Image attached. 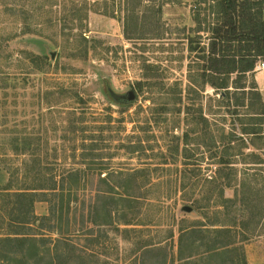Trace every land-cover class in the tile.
<instances>
[{"label": "rangeland", "instance_id": "374dc122", "mask_svg": "<svg viewBox=\"0 0 264 264\" xmlns=\"http://www.w3.org/2000/svg\"><path fill=\"white\" fill-rule=\"evenodd\" d=\"M89 1L92 10L84 27L67 23L69 29L62 33L60 19L68 0H0V186L8 181L14 187L26 183L22 167L30 161L28 168H33L36 154L56 172L95 164L83 181L86 187L76 189L71 198L64 193L63 200L61 195H50L51 202H36L39 216L49 214L52 205L58 211L42 228L35 223L32 232L47 237L44 244L53 258L59 256L58 264H164L165 253L177 255L178 244L186 256L200 243L204 249L219 243L240 244L239 248L252 238L264 237V136L249 137L246 146L237 149L238 155L231 159L237 169L234 175H225L226 169L224 177L212 180L219 166L214 152L223 154L227 147L223 134H239L243 121L258 128L248 113L259 106H238L234 97L230 107L207 86L202 101L211 133L201 138L202 144L194 139L197 133L189 135L187 157L180 156L185 143L174 137H183L188 130L187 102L192 109L202 102L187 92L190 52L185 37L198 25L195 18L203 25L212 19L205 10L210 0H143L141 5L139 0ZM135 6L144 11L141 19L146 24L132 27L129 37L126 12ZM25 22L31 28H25ZM202 34L208 43V33ZM43 54L51 61L47 69L39 57ZM247 81H253L251 74ZM131 90L135 99L128 102ZM81 112L89 130L73 133L71 121ZM24 134L42 139L39 151L21 154L8 144L3 146ZM102 134L105 140L97 141ZM131 146L135 151H130ZM177 146L181 152L175 163L165 153ZM246 153L259 155L262 163H248L254 159H245ZM98 164L107 167L102 175L94 169ZM135 170L139 172L132 184L139 199L133 204L119 201L112 217L95 210L94 224L90 214L100 176L106 171L114 173L110 181L115 184L123 173ZM226 182L233 184L223 193L230 201L221 196L219 184ZM110 208L112 205L107 206ZM88 224L93 227L92 243L83 235ZM53 225L60 226L58 233L49 231ZM20 228L4 226L0 233L4 236ZM60 237L65 241L58 246L59 255L54 251V239ZM21 246V253L11 257L1 251L0 264H38L29 254L36 249L40 252L39 247L43 250L40 241L10 242L1 247ZM234 256L240 262L245 252L239 248ZM44 257V264L54 263L52 257ZM173 263L182 262L171 258L167 264Z\"/></svg>", "mask_w": 264, "mask_h": 264}, {"label": "trees", "instance_id": "16d2710c", "mask_svg": "<svg viewBox=\"0 0 264 264\" xmlns=\"http://www.w3.org/2000/svg\"><path fill=\"white\" fill-rule=\"evenodd\" d=\"M89 2V0H68V2L64 3V17L67 16V18L61 17L62 20L60 19V21H63L61 24L62 33L67 32L66 30L69 29V25H76L78 28L84 27L88 13L92 10V8H89V6L92 5ZM142 2L143 0H139L140 5ZM46 3L51 4V6L55 5L49 1ZM205 10H208V14H210L212 19L205 20L206 24L203 25L202 20L198 19V17L195 18V20L198 21V25L191 28L190 34H187L185 37L188 40V50L190 52V61L188 64L189 84L187 92L189 95L195 94L197 98L202 101L206 87L210 86L220 95V99L227 102L230 107L232 106L234 97H237L235 104L238 106L242 105L247 109L256 106L255 104L259 106L258 110L248 113V115L255 120L254 123L258 128H251L250 123H244L243 121V126H241L242 128L239 134L232 132L223 134L224 140L227 142V147L224 146L223 154H220L219 151L214 152L215 157L218 159L217 165H219L216 168L217 175L212 177V180L216 182L218 177H224L223 173L226 169H229V172H225V175L231 176L235 174L237 169L232 166V156L238 155L237 149L242 150V148L246 146L247 141H250L249 137L264 136V99L255 79L256 67L264 60V0H210V4ZM143 13L144 11L139 9V6L127 10L125 32L129 37H132V27L139 28L145 26L146 19H141V14ZM28 17H30L29 13ZM67 23H69V25H67ZM25 28H31L29 22H25ZM204 32L208 33V43H204L203 41L202 33ZM78 35L83 37L81 34ZM39 57L43 59L45 69H47L48 64L51 63L48 55L43 54ZM42 69L43 67L40 71L44 72ZM249 74L253 76V81L250 83L247 81ZM140 83L141 82H139V84ZM141 87L142 86H140L139 89H141ZM181 93L183 95V90ZM238 94L241 95L238 96ZM182 95V98H180L181 100L184 99ZM79 97L80 101H82V96ZM193 99L198 100L196 97ZM181 111L182 109L180 107V112ZM184 112L186 115L185 123L188 130H186L183 137L174 136L180 140L182 139L183 143H185L182 153L180 154V146H177L175 151L167 148V152L165 153L166 156L170 155L175 163L178 161L179 154L180 156L187 157V152L189 151L187 145L190 143L189 135L197 133L198 135L194 139H196L199 144H202L203 142H200L201 138L203 139L206 134H210L212 131L211 122L204 112L203 101L200 103V106L195 109H192L188 101L185 105ZM70 113L73 115L77 114L75 112ZM84 114V112H81L78 117L76 116V118L71 121L73 122V128L71 129L73 133L78 129H80L83 134L87 133L89 130L87 129L89 126L86 125V117ZM77 123L80 126H77ZM101 130H106V127H102ZM99 138L100 139L97 141H101V139L105 140L103 134ZM87 139L86 136L83 137L84 142L87 141ZM84 142L82 144V149L85 145ZM7 144L11 146L14 152L31 154L33 149H38L37 151L40 150L42 139H40V137L32 138L26 134L16 135L15 138L9 139L3 146ZM34 146L35 148H33ZM93 149L95 148L93 147ZM98 149H100V147ZM130 151H135V148L131 146ZM33 153L36 154V152ZM242 154H244V152ZM36 155L38 156V154ZM85 155L88 156L86 153ZM245 155V159H254H250L248 163H262L261 158L257 154L246 153ZM37 156L35 157L33 168H28V166L31 165L29 163L30 161H25L22 167V174L26 183L14 187L8 181L6 186H0V227L4 229V226L14 227V225H19L22 228L10 230V232L6 233L4 236L0 233V252L2 251L1 253H4L2 255L5 257H11L14 254L21 253L22 250L20 249H22V246L4 250L1 247L2 245L10 242L24 243L32 240L35 242L40 241L43 250L39 247V251L43 253V255L37 252L38 249L34 250V252L29 255H31V258L35 259L38 264H44V256L52 257L51 250L44 244V240H46L47 237H45L43 233L38 235V233L32 232V230L35 223L42 228L43 222L52 220V216L55 218L58 209L56 205H52L49 214L39 216L35 213L34 205L36 202L50 201V195H52V197L61 195L63 200L65 196L64 193H66L67 196L71 198L76 189H83L86 187L87 184L83 181L87 177V174L93 170V168L90 167L91 164H95L94 162H89V168H65L60 172H56L55 167H48L46 163L43 164L41 158H37ZM88 159L86 161H88ZM98 165L99 166L94 167V169H99L101 172L100 175H102L103 170L107 169V167L103 166L104 164ZM18 171L19 169L17 172ZM183 171H185V169ZM138 172L139 170L123 173L121 181L115 184L110 181V176L114 175V173L112 174L106 171L104 177L100 176V186L95 189V200L91 206V221H93L92 213L95 210H97V212H103L104 217H112L113 210L119 209V201H124L125 203L128 201V203L133 204L139 199L138 195L134 194L136 190H134L132 184L133 179L136 178L135 174ZM59 179L61 180L59 181ZM207 181L211 182L209 179H207ZM232 185L231 182H226L224 185L219 184L222 199H225V201H230V199H227L225 195H223L225 187H231ZM138 189H140V187H138ZM108 205H112V210L111 208L107 209ZM59 208L63 213L64 204ZM51 213L53 215H51ZM68 213H70V206H68ZM59 227L60 226L53 225L52 228L48 229L49 231L51 230L58 233ZM92 228L93 227L88 224L85 227L86 232H83V235L88 238L90 243L94 241L92 239ZM41 236L43 238H41ZM54 240V251L56 254L59 253L60 255L58 246L65 240L61 237ZM45 253H48L49 256ZM58 257L59 256L56 255V258H51V262L54 260L52 264H58V262H56ZM16 262H21V260H16ZM24 264L33 263L27 262Z\"/></svg>", "mask_w": 264, "mask_h": 264}, {"label": "crops", "instance_id": "0c3cea01", "mask_svg": "<svg viewBox=\"0 0 264 264\" xmlns=\"http://www.w3.org/2000/svg\"><path fill=\"white\" fill-rule=\"evenodd\" d=\"M257 72V73H256ZM255 79L258 87L263 95L264 99V68L260 71H255ZM240 244H236L239 246ZM233 247L232 244H217L213 247L207 245V249L203 248L200 243L191 250L188 255H183L178 244L177 255L165 253L163 258L164 264L170 263L171 258L181 261V264H264V237L258 236L247 241L244 246L239 248L245 252V257H240V262H237L234 251H237L238 247ZM193 255V256H192ZM206 259V260H204ZM185 261V262H183ZM192 261V262H189ZM174 264V263H173Z\"/></svg>", "mask_w": 264, "mask_h": 264}, {"label": "water", "instance_id": "95a60500", "mask_svg": "<svg viewBox=\"0 0 264 264\" xmlns=\"http://www.w3.org/2000/svg\"><path fill=\"white\" fill-rule=\"evenodd\" d=\"M134 99H135V94H134V91L131 90L127 94V100H128V102H132ZM184 209L187 211L192 210V208L190 206H184Z\"/></svg>", "mask_w": 264, "mask_h": 264}, {"label": "built area", "instance_id": "2783aa9c", "mask_svg": "<svg viewBox=\"0 0 264 264\" xmlns=\"http://www.w3.org/2000/svg\"><path fill=\"white\" fill-rule=\"evenodd\" d=\"M264 68V61L260 62L257 67L256 70H262Z\"/></svg>", "mask_w": 264, "mask_h": 264}]
</instances>
